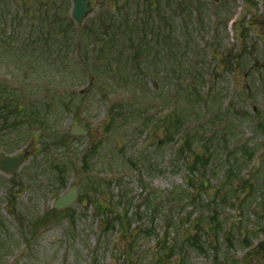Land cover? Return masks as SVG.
I'll list each match as a JSON object with an SVG mask.
<instances>
[{
    "label": "rangeland",
    "instance_id": "1",
    "mask_svg": "<svg viewBox=\"0 0 264 264\" xmlns=\"http://www.w3.org/2000/svg\"><path fill=\"white\" fill-rule=\"evenodd\" d=\"M113 1L127 23L81 67L43 30L65 27L70 0H0V158L30 153L0 171V264H264V0H184L194 8L162 26L139 22L141 0H93L78 30L102 33ZM212 128L213 156L178 152Z\"/></svg>",
    "mask_w": 264,
    "mask_h": 264
},
{
    "label": "water",
    "instance_id": "2",
    "mask_svg": "<svg viewBox=\"0 0 264 264\" xmlns=\"http://www.w3.org/2000/svg\"><path fill=\"white\" fill-rule=\"evenodd\" d=\"M92 10L89 0H73V18L77 23H80L86 15ZM73 132L82 133L80 128H74ZM27 153L3 157L0 161V169L4 172H13L18 169L27 157ZM77 198V189L72 187L67 194L61 196L56 202L55 207L57 209H63L71 206ZM260 248H264V245H260Z\"/></svg>",
    "mask_w": 264,
    "mask_h": 264
},
{
    "label": "trees",
    "instance_id": "3",
    "mask_svg": "<svg viewBox=\"0 0 264 264\" xmlns=\"http://www.w3.org/2000/svg\"><path fill=\"white\" fill-rule=\"evenodd\" d=\"M150 7H152L153 6V3H150V4H148ZM192 7H190V8H186L184 11H186V10H188V9H191ZM27 12H28V10H27ZM1 112H4V114L5 113H8V109H7V107L6 106H4L3 108H2V110H1ZM0 115H1V113H0ZM107 230V229H106Z\"/></svg>",
    "mask_w": 264,
    "mask_h": 264
}]
</instances>
